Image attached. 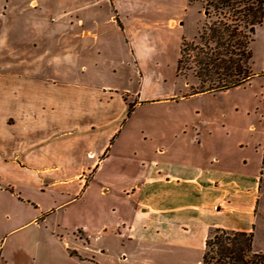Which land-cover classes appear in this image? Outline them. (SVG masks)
I'll return each instance as SVG.
<instances>
[{"label":"crops","instance_id":"1","mask_svg":"<svg viewBox=\"0 0 264 264\" xmlns=\"http://www.w3.org/2000/svg\"><path fill=\"white\" fill-rule=\"evenodd\" d=\"M107 3L110 16L106 27L99 18H93L90 26L78 18L72 41H67V34L73 27L53 26L45 27L37 40L0 45V257L7 236L20 235L31 226L41 229L38 220L46 221L56 210L67 213L76 205L87 219L78 225L87 235L121 227L130 234L137 230L135 222L145 219L146 189L177 182L192 191L199 187V178H205L209 186L223 184L225 188L224 181H216L203 164L195 165L187 158L168 161L164 158L170 152L167 147H159L155 156L148 158L127 138L136 111L155 100L146 90L150 80L144 64L160 53L150 46L167 50L174 41L180 56V41L185 37L181 23L192 10L189 0ZM107 33L110 84L96 83L98 74L79 80L73 71L84 68L78 63L83 49L90 51L85 55L98 68L99 48L109 47ZM115 47L120 52L126 48L128 63L132 57L138 76L135 90L114 84L118 72ZM2 50H9L8 57L1 56ZM178 83L175 71L174 84ZM189 93L173 89L159 99L178 101L196 96ZM129 104L133 106L130 115ZM174 125L179 135H187L188 122ZM180 173L188 178L178 177ZM259 181L257 177L246 189L249 193L256 190L257 198ZM227 183L235 188L240 185L236 179ZM110 194L113 202L107 212L103 206L99 222L100 200ZM25 238L22 234L17 242Z\"/></svg>","mask_w":264,"mask_h":264},{"label":"rangeland","instance_id":"2","mask_svg":"<svg viewBox=\"0 0 264 264\" xmlns=\"http://www.w3.org/2000/svg\"><path fill=\"white\" fill-rule=\"evenodd\" d=\"M107 2L0 0V45L6 46L8 41L37 40L47 30L45 27L53 26L73 27L69 28L71 34H67V41H72L78 18H83L86 26L91 25L93 18H99L102 27H106L110 16ZM199 11L200 6L193 5L181 23L185 37L191 41L204 20ZM118 29L121 32L119 26ZM105 40L109 47L99 48L98 61H95L98 68L85 55L90 51L83 49L84 55L78 63L84 68L73 71L79 80L98 74L96 83L110 84V33ZM173 43L167 50L150 46L160 53L144 64L150 80L146 90L148 94L153 93L155 100L143 103L136 111L128 126L127 138L148 158H153L159 147H167L170 152L164 158L168 161L187 158L195 165L203 164L216 181H224L225 188L223 184L209 186L205 178H199V187L192 191H186L185 184L177 182L146 189L142 207L145 219L137 220V230L130 234L121 227L118 231L108 229L87 235L78 226L87 219L81 216L76 205L67 213L56 210L46 221L38 220L41 229L31 226L20 235L7 236L0 264H202L211 227L253 231L256 250L264 253V24L251 47L255 78L226 92L204 93L178 101L160 100L173 89L187 92L198 84L192 72H183L180 83L174 84L179 50ZM2 51L1 56L8 57L9 50ZM114 52L118 70L114 84L135 90L138 76L132 57L128 63L126 48L120 52L115 47ZM178 121L189 123L187 135L178 134L174 125ZM180 175L184 180L188 178ZM158 177L157 173L155 178ZM257 177H260L259 198L256 190L246 191ZM232 179L240 183L237 188L227 183ZM113 199L110 194L100 200L99 222L103 220V206L107 212ZM22 234L26 238L17 242Z\"/></svg>","mask_w":264,"mask_h":264},{"label":"trees","instance_id":"3","mask_svg":"<svg viewBox=\"0 0 264 264\" xmlns=\"http://www.w3.org/2000/svg\"><path fill=\"white\" fill-rule=\"evenodd\" d=\"M204 20L193 41L183 37L176 76L192 72L197 86L189 95L226 92L250 83L252 44L264 24V0H189ZM133 106L129 104L131 114ZM202 264H264L253 231L213 227L205 240Z\"/></svg>","mask_w":264,"mask_h":264}]
</instances>
